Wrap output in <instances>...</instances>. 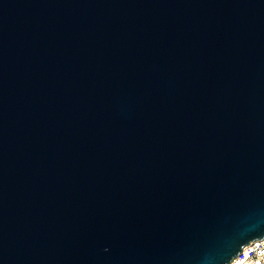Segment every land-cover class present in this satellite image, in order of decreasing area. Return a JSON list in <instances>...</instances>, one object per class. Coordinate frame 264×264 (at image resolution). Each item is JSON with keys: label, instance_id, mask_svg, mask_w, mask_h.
<instances>
[{"label": "water", "instance_id": "95a60500", "mask_svg": "<svg viewBox=\"0 0 264 264\" xmlns=\"http://www.w3.org/2000/svg\"><path fill=\"white\" fill-rule=\"evenodd\" d=\"M261 237L264 0H0V264Z\"/></svg>", "mask_w": 264, "mask_h": 264}, {"label": "built area", "instance_id": "2783aa9c", "mask_svg": "<svg viewBox=\"0 0 264 264\" xmlns=\"http://www.w3.org/2000/svg\"><path fill=\"white\" fill-rule=\"evenodd\" d=\"M228 264H264V237L245 244Z\"/></svg>", "mask_w": 264, "mask_h": 264}]
</instances>
